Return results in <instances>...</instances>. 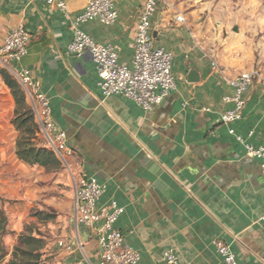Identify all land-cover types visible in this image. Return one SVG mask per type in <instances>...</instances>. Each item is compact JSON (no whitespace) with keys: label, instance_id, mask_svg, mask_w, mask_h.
Listing matches in <instances>:
<instances>
[{"label":"crops","instance_id":"obj_1","mask_svg":"<svg viewBox=\"0 0 264 264\" xmlns=\"http://www.w3.org/2000/svg\"><path fill=\"white\" fill-rule=\"evenodd\" d=\"M64 1L66 13L48 0H0V49L16 27L31 36L20 61L7 63L0 56V199L14 218L11 229L21 233L39 202L44 204L40 212H50L64 182L71 185L65 203L55 208L58 217L46 223L47 264H100L97 229L78 225L74 218V183L87 175L106 186L98 208L112 201L124 208L116 228L139 253V264H165L163 255L171 249L180 264H219L217 240L230 246L238 264H264L260 161L229 133L233 129L248 144L264 148V50L241 32L225 35V23L218 29L205 23L201 32L189 14L160 3L151 35L156 47L173 54L177 88L145 112L124 96L104 99L91 56L69 54L73 21L87 0ZM144 3L116 0L114 25L94 21L80 28L96 43L115 47L119 62L129 65ZM178 16L185 24L177 22ZM24 69L48 97L52 118L74 151L61 160L66 179H61L64 169L47 173L16 156L15 101L2 72L15 78ZM191 70L199 74L198 83L187 81ZM246 73L257 76L245 97L243 117L227 126L221 117L231 109L223 101L232 94L228 80ZM14 203L25 206L13 213Z\"/></svg>","mask_w":264,"mask_h":264},{"label":"built area","instance_id":"obj_2","mask_svg":"<svg viewBox=\"0 0 264 264\" xmlns=\"http://www.w3.org/2000/svg\"><path fill=\"white\" fill-rule=\"evenodd\" d=\"M161 0H145L139 15L134 41V56L129 65L119 62L118 52L111 45H100L83 32L80 26L87 22L97 21L105 26H112L118 19L116 0H87L83 12L73 21V41L68 47L69 54L82 57L90 55L95 65L101 96L108 99L120 95L133 101L145 112L152 111L161 105L177 88L173 73V54L158 48L151 35L152 18ZM49 5L56 6L61 11H67L64 0H48ZM179 24H185V19L177 17ZM31 36L23 26L16 27L6 36L0 49L7 63L18 62L28 54ZM256 73H246L238 79L228 80L232 94L225 96L223 101L231 105L222 117V122L230 126L243 117L246 106V95L252 85ZM15 78L26 92L31 102L36 120L46 146L53 150L63 162L66 156L74 151L67 146V136L61 131L52 118L48 97L34 83L28 70L15 73ZM208 111V110H207ZM246 150L247 155L260 161L264 178V148H255L248 144L233 129L229 131ZM106 186L92 176L83 175L74 183V218L78 225L87 229H97L100 246V264H139V253L125 244L124 235L116 228L124 208L112 201L102 208L98 202L104 194ZM264 221V216L261 219ZM219 264H238L237 258L230 246L224 241H215ZM165 264H180L174 250H168L163 255Z\"/></svg>","mask_w":264,"mask_h":264},{"label":"trees","instance_id":"obj_3","mask_svg":"<svg viewBox=\"0 0 264 264\" xmlns=\"http://www.w3.org/2000/svg\"><path fill=\"white\" fill-rule=\"evenodd\" d=\"M2 74L15 101V116L12 125L18 132L17 158L31 167L43 168L47 173L62 171L65 168L63 162L42 139L40 126L32 106L28 103L25 90L11 74L6 71ZM4 206L5 201L0 199V264H47L45 253L47 238L41 237V234L34 236L28 228L18 236V242L9 258L3 239L12 235L13 232L9 213ZM34 216L44 223L54 220L52 215L42 212L35 213Z\"/></svg>","mask_w":264,"mask_h":264},{"label":"rangeland","instance_id":"obj_4","mask_svg":"<svg viewBox=\"0 0 264 264\" xmlns=\"http://www.w3.org/2000/svg\"><path fill=\"white\" fill-rule=\"evenodd\" d=\"M162 2L175 5V7L181 9L180 13L182 14H189L192 21L196 23L197 29L201 32H204L205 23L208 25L214 24L216 29H218L217 24L225 23L228 27L224 32L225 35L226 33L233 35L236 34V32L231 30V27L234 25L239 29L237 33L241 32L255 40L258 51L264 50V0H161L160 3ZM214 32H216V30ZM259 45H261V47H258ZM64 171L62 170L54 174H62ZM67 177L68 174L65 171L61 179H66ZM59 189L61 193L56 195V203L53 206L54 209L51 206L49 208L50 212L45 210L42 211L44 214L52 215L54 219L58 217L55 208L57 209L58 205L60 206L65 203L64 199L66 192L70 191L71 185H65V183L62 182ZM24 206L14 203L12 212L17 213L18 210H21ZM40 206L44 207V204L39 202L30 210L27 217L28 223L24 225L22 232L28 228L34 236L41 234V237L48 238L46 223L34 216L35 213L40 212ZM10 220L12 227L14 218H10ZM12 232V235L3 239L9 258L11 257L14 246L18 242V236L21 234L13 230Z\"/></svg>","mask_w":264,"mask_h":264},{"label":"water","instance_id":"obj_5","mask_svg":"<svg viewBox=\"0 0 264 264\" xmlns=\"http://www.w3.org/2000/svg\"><path fill=\"white\" fill-rule=\"evenodd\" d=\"M234 32H238V29L235 28L234 29ZM189 83L193 84V83H198L200 81V76L199 74L195 71V70H191L189 72V75H188V80H187Z\"/></svg>","mask_w":264,"mask_h":264}]
</instances>
